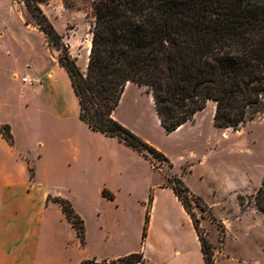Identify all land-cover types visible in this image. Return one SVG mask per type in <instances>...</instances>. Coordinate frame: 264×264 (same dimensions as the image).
<instances>
[{"label": "rangeland", "instance_id": "1", "mask_svg": "<svg viewBox=\"0 0 264 264\" xmlns=\"http://www.w3.org/2000/svg\"><path fill=\"white\" fill-rule=\"evenodd\" d=\"M93 1L50 0L40 5L80 68L83 62L87 63L90 50ZM59 54L20 0H0V120L13 123L21 143L22 120L26 118L32 137L41 139L51 149L56 146L59 135L52 112L34 96L30 88L33 78L29 76V84L22 83L21 78L45 73ZM211 110L209 102L193 121L167 133L158 122L150 95L144 87L132 84L121 96L114 112L116 120L163 153L172 168L146 153L151 168L148 160L132 148L120 151L114 164L125 175L133 195L141 199L145 196L146 208L149 197L154 195L152 186L166 183L171 174L201 197L212 210L203 212L193 200L189 203L202 233L217 249V264H264V215L253 203L255 191L264 179V113L243 127L218 129L213 126ZM64 124L60 136L76 134L88 149L102 145L99 135L86 129L78 117L72 116ZM64 150L68 152V147L64 146ZM70 157L67 153L60 171L50 174L62 194L58 196L67 199L84 217L85 244L69 252L66 264L87 254L91 259H104L138 251L144 243L145 216L142 218L132 204H127L128 213L122 215L109 200L101 198L99 183L78 186L68 181L73 167ZM90 163L86 172L97 173L99 164L94 160ZM189 164L194 166L192 172ZM28 168L33 176L32 168ZM161 196L167 198L165 194Z\"/></svg>", "mask_w": 264, "mask_h": 264}, {"label": "trees", "instance_id": "2", "mask_svg": "<svg viewBox=\"0 0 264 264\" xmlns=\"http://www.w3.org/2000/svg\"><path fill=\"white\" fill-rule=\"evenodd\" d=\"M20 1L46 40L60 52L57 63L69 76L79 120L90 130L136 150L150 164L147 154L171 167L163 153L113 118L128 82L145 88L167 133L191 121L208 102L214 103L212 123L218 129L243 127L264 113V0H94L85 70L80 69L69 45L41 9L40 5L50 0ZM0 133L13 144L7 124L0 125ZM166 186L193 222L204 264H216L189 201L193 200L200 211L210 208L176 175L167 177ZM101 193L107 200L113 199L106 189ZM52 200L84 245L83 219L67 199ZM151 202L150 196L142 240ZM253 203L264 215V179ZM79 264L153 263L138 251Z\"/></svg>", "mask_w": 264, "mask_h": 264}, {"label": "crops", "instance_id": "3", "mask_svg": "<svg viewBox=\"0 0 264 264\" xmlns=\"http://www.w3.org/2000/svg\"><path fill=\"white\" fill-rule=\"evenodd\" d=\"M86 64L83 62L80 69L84 70ZM28 76L34 80L30 87L34 96L37 100L42 99L52 112L59 136L55 141L56 146L51 149L44 141L29 134L30 126L24 118V139L21 143L13 123L0 120V125L7 124L10 127L13 137V144L10 145L0 133V264H66L69 252L81 246V243L60 206L52 200L62 194L55 180L51 181L50 174L60 171L67 153L71 155L73 165L68 181L78 186L99 183L97 191L101 198L102 189H106L113 196L109 203L122 215H127V204H132L139 209L143 218L146 212L145 196L141 199L133 195L132 189L126 184L125 175L114 164L118 153L129 146L116 138L90 130L79 118L86 129L99 135L102 145L88 149L76 134L60 136L64 122L72 116L78 117L79 106L69 76L57 60H53L52 67L45 73ZM132 84L135 83H127L123 94ZM29 102L25 100L26 108ZM211 111L214 112V103ZM114 112L113 118L116 119ZM64 146L68 147V152ZM93 160L100 168L97 173L90 175L86 169ZM148 164L153 168L149 161ZM29 166L33 170L32 177ZM188 168L192 172L194 166L189 164ZM166 183L152 186L154 195L149 223L143 247L140 246L138 251H142L145 259L153 264H204L201 243L193 222ZM163 194L166 199H161ZM109 228L112 229L110 225ZM212 250L215 257L217 249L212 247ZM84 259H91V256L87 254L71 264H79ZM215 262L217 264L216 258Z\"/></svg>", "mask_w": 264, "mask_h": 264}, {"label": "built area", "instance_id": "4", "mask_svg": "<svg viewBox=\"0 0 264 264\" xmlns=\"http://www.w3.org/2000/svg\"><path fill=\"white\" fill-rule=\"evenodd\" d=\"M21 82L24 84H29L32 82V80L30 79V77L28 75H26V76L21 78Z\"/></svg>", "mask_w": 264, "mask_h": 264}]
</instances>
